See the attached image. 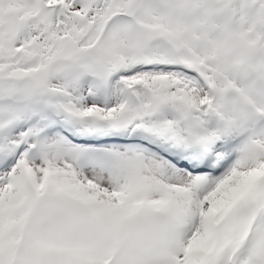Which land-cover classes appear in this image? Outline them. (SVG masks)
I'll return each instance as SVG.
<instances>
[{
  "label": "snow or ice",
  "instance_id": "obj_1",
  "mask_svg": "<svg viewBox=\"0 0 264 264\" xmlns=\"http://www.w3.org/2000/svg\"><path fill=\"white\" fill-rule=\"evenodd\" d=\"M0 264H264V0H0Z\"/></svg>",
  "mask_w": 264,
  "mask_h": 264
}]
</instances>
